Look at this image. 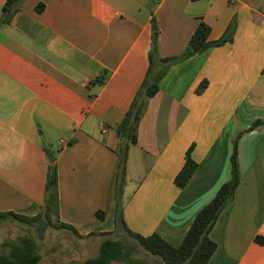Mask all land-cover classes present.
I'll use <instances>...</instances> for the list:
<instances>
[{"label":"crops","instance_id":"crops-1","mask_svg":"<svg viewBox=\"0 0 264 264\" xmlns=\"http://www.w3.org/2000/svg\"><path fill=\"white\" fill-rule=\"evenodd\" d=\"M154 21L160 57L182 55L201 22L210 41L236 26L232 42L171 66L130 144L127 226L181 245L229 180L237 134L264 121V0H21L0 27V213L39 214L47 143L59 151L60 221L84 237L115 230L117 128L150 68ZM191 148L198 169L180 189ZM239 162L242 180L211 232L218 248L208 264H264L256 240L264 238V125L241 138ZM48 231L40 264L83 262L104 240ZM0 232L1 245L35 230L5 221Z\"/></svg>","mask_w":264,"mask_h":264},{"label":"trees","instance_id":"trees-1","mask_svg":"<svg viewBox=\"0 0 264 264\" xmlns=\"http://www.w3.org/2000/svg\"><path fill=\"white\" fill-rule=\"evenodd\" d=\"M19 2L21 0H7L3 7L0 27L10 24L12 18L18 12ZM235 27L234 22L221 39L210 41L211 28L206 23L201 22L182 55L160 57L158 42L159 31L154 21L152 48L150 51V68L124 121L117 128V133L120 137V145L117 153L120 160L115 189V230L110 233H93L84 237L73 226L60 221L59 151L54 150L51 145L45 143V151L48 158V172L45 199L39 214L34 217H26L13 212L0 213V223L13 221L23 227L34 229L35 233L29 232L14 239H5L0 245V264H40L42 255L40 253L39 241L44 238V234L50 229L67 231L79 239L95 236H100L104 239L97 257L71 264H148L144 259L137 256L138 250H143L147 255L159 258L163 264L209 263L218 248L217 243L210 237L211 232L216 226L221 214L234 201L242 180L239 162L240 140L244 134L252 132L264 125V121L258 120L252 127L237 134L233 141L229 180L222 185L215 198L197 214L191 228L179 247L170 245L158 234L143 236L133 232L127 226L124 217V193L127 186L130 144L137 143L139 126L145 113L147 102L159 92V84L162 78L174 64L202 54L210 48L223 46L228 42H232ZM207 87L208 82L204 81L196 92L202 94ZM192 149L188 151L186 162L175 179V183L180 189L186 187L198 169V164L192 158ZM97 216L100 219L105 218V214L102 211H99ZM119 234H122L125 238H116ZM256 240L258 243L264 244L263 237H257Z\"/></svg>","mask_w":264,"mask_h":264},{"label":"rangeland","instance_id":"rangeland-1","mask_svg":"<svg viewBox=\"0 0 264 264\" xmlns=\"http://www.w3.org/2000/svg\"><path fill=\"white\" fill-rule=\"evenodd\" d=\"M48 233H52L56 236L57 235H68V237H70V239H75V237L73 235H71L69 232L64 231V230L50 229L48 231ZM2 236H3V233L0 232V240L2 239ZM18 236H19V234L14 233L13 237L11 239L17 238ZM116 238L123 239L125 237L122 234H119L116 236ZM99 252H100V249H98L96 253H93L92 256H90V257L88 256L87 258H91V257L95 258L99 255ZM137 256L144 259L148 264H151V263H149V260H151V258L154 259V257L147 255L143 250H138ZM155 259H157L161 264H163V262L159 258H155ZM114 264H121V263H114Z\"/></svg>","mask_w":264,"mask_h":264}]
</instances>
